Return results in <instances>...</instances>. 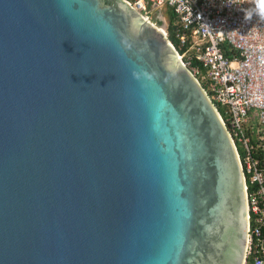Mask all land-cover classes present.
<instances>
[{"label": "water", "instance_id": "water-1", "mask_svg": "<svg viewBox=\"0 0 264 264\" xmlns=\"http://www.w3.org/2000/svg\"><path fill=\"white\" fill-rule=\"evenodd\" d=\"M238 156L121 0H0V264H242Z\"/></svg>", "mask_w": 264, "mask_h": 264}, {"label": "built area", "instance_id": "built-area-1", "mask_svg": "<svg viewBox=\"0 0 264 264\" xmlns=\"http://www.w3.org/2000/svg\"><path fill=\"white\" fill-rule=\"evenodd\" d=\"M121 1L154 27L174 14L183 52L168 42L199 83H207L204 91L242 170L247 214L242 264H264V19L255 12V0ZM163 31L167 39V25Z\"/></svg>", "mask_w": 264, "mask_h": 264}, {"label": "trees", "instance_id": "trees-1", "mask_svg": "<svg viewBox=\"0 0 264 264\" xmlns=\"http://www.w3.org/2000/svg\"><path fill=\"white\" fill-rule=\"evenodd\" d=\"M168 24H167V40L174 46V48L178 51L179 54H181L183 51L179 47V41L176 38V28L177 24L175 21V16L171 12L169 13L168 16ZM198 66L196 62L191 63V67ZM202 88L206 89L207 88V83H201ZM219 112L221 113V110L219 109Z\"/></svg>", "mask_w": 264, "mask_h": 264}, {"label": "clouds", "instance_id": "clouds-1", "mask_svg": "<svg viewBox=\"0 0 264 264\" xmlns=\"http://www.w3.org/2000/svg\"><path fill=\"white\" fill-rule=\"evenodd\" d=\"M255 12L261 18L264 19V0H255ZM250 17L245 16V20L249 19Z\"/></svg>", "mask_w": 264, "mask_h": 264}, {"label": "rangeland", "instance_id": "rangeland-1", "mask_svg": "<svg viewBox=\"0 0 264 264\" xmlns=\"http://www.w3.org/2000/svg\"><path fill=\"white\" fill-rule=\"evenodd\" d=\"M167 24H168V20L166 19L165 23L160 22L157 24L156 27H158L160 29H164L165 25H167Z\"/></svg>", "mask_w": 264, "mask_h": 264}, {"label": "bare ground", "instance_id": "bare-ground-1", "mask_svg": "<svg viewBox=\"0 0 264 264\" xmlns=\"http://www.w3.org/2000/svg\"><path fill=\"white\" fill-rule=\"evenodd\" d=\"M156 29H157L159 32H161L162 34L164 33L163 29H160V28H158V27H156ZM163 35H164V34H163Z\"/></svg>", "mask_w": 264, "mask_h": 264}]
</instances>
